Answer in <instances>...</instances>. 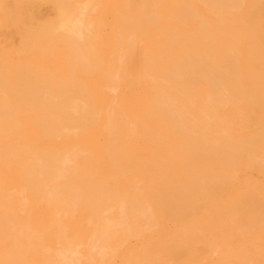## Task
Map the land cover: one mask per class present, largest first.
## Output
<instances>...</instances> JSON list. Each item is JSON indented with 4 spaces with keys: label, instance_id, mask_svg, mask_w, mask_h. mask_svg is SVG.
<instances>
[{
    "label": "bare ground",
    "instance_id": "bare-ground-1",
    "mask_svg": "<svg viewBox=\"0 0 264 264\" xmlns=\"http://www.w3.org/2000/svg\"><path fill=\"white\" fill-rule=\"evenodd\" d=\"M231 243L264 264V0H0V264Z\"/></svg>",
    "mask_w": 264,
    "mask_h": 264
},
{
    "label": "rangeland",
    "instance_id": "rangeland-1",
    "mask_svg": "<svg viewBox=\"0 0 264 264\" xmlns=\"http://www.w3.org/2000/svg\"><path fill=\"white\" fill-rule=\"evenodd\" d=\"M252 176H256V175L253 173ZM105 179L108 180V181H106L107 184H108V182L111 184V182H112V180H113V179H111V178H105ZM105 179H102V180H105ZM109 179H110V180H109ZM100 181H101V180H100ZM110 181H111V182H110ZM103 182H104V181H103ZM113 182H114V181H113ZM113 182H112V184H111V187H112V188L109 186L111 189H114V187H115V186H114V187L112 186V185H113ZM165 182H167V181L163 180V182H160V183L152 182V184H153L154 186H151L152 188L149 187L150 190L152 191V192L149 191V192H150V193H149V194H150V198L153 197V199H155V196H156V193H157V197H160V196H161V199H162V200H163V199L166 200V201L168 200V201L171 203L170 205H172L173 202H175V203H176V202H179V200L175 199V198H174V195L171 193L173 188L168 190V188L170 187V185H169V187L167 188V190L162 189V188L164 187V185L167 184V183H165ZM101 183H102V181H101ZM98 184H100V183H98ZM102 184H103V183H102ZM114 184H115V183H114ZM150 184H151V183H150ZM105 185H106V184H105ZM108 185H109V184H108ZM119 186H121V187H122V186H124V187L127 186L128 188H130V187L132 186V184H128V185H119ZM157 186H158L159 188H158ZM171 187H172V185H171ZM164 188H166V187H164ZM152 189H153V190H152ZM154 190H155V191H154ZM158 190L162 191V193H159V194H161V195L158 194ZM160 191H159V192H160ZM152 194H154V196H153ZM162 195H163V196H162ZM171 199H173V200H171ZM164 200H163V201H164ZM176 200H177V201H176ZM168 201H167V202H168ZM165 204H166V202H165ZM212 226H213V225H212ZM219 227L221 228L220 225H219ZM168 228H169V227H168ZM169 231H170L171 234L173 235V231H172V228H171V227L169 228ZM158 236H159V237H158ZM154 238H155V239H154L153 241H154V242H159L160 249L162 250V252H164V251H165V252L170 251L171 253H173V247H171V248H170V247H166V246H168V243H167V245H166L165 247H162V242L164 243V241H166L167 239H168V240H167L168 242H169V241L171 242V245L173 244V241L170 240V238H168V237L165 235V232H164V231H162V232L156 231V234H155ZM161 240H162V241H161ZM167 241H166V242H167ZM219 242H220V241H219ZM165 244H166V243H165ZM165 244H163V245H165ZM169 244H170V243H169ZM171 245H170V246H171ZM172 246H173V245H172ZM220 246H221L220 249L216 248V249L211 250V251L207 250L208 252H211V256H212L213 254L216 255V256L218 255V256H217L218 258H216V256H213V257H210V256H209L210 258H209V257L207 258V257H206V256H207V255H206V252H207L206 250H205V251H206L205 253L201 252V250H198V254H197L196 258H194V259L192 260V262H191V260L188 261L187 258H186V259L184 258V260L182 259L181 262H182V263H185V264H196L195 260H197V261L199 260V263L197 262L198 264H204V262H202L203 260L201 261V259H204L205 257L207 258V259L205 258V261H206V260H212V261H214L216 264H221L222 261H227V260H230V261H231V260H233L234 257H235V255L233 254L234 250H232V249L234 248V247H233V244L231 243V245L226 246V247H225L224 244H222V245H220ZM230 246H232L233 248L230 247ZM161 247H162L163 249H162ZM218 247H219V245H218ZM164 248H165V249H164ZM223 251H224V252H223ZM199 252H200V253H199ZM225 252H226V253H225ZM227 252H228V253H227ZM145 253L147 254V252H145ZM221 253H222V254H221ZM199 254H200V257H201V258H199ZM213 258H214V260H213ZM226 258H227V259H226ZM228 258H229V259H228ZM215 259H216V260H215ZM217 260H218L219 263L217 262ZM219 260H220L221 262H220ZM1 263H4V262L2 261Z\"/></svg>",
    "mask_w": 264,
    "mask_h": 264
}]
</instances>
